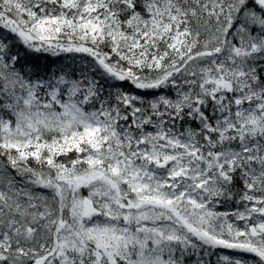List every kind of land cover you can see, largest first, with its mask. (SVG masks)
<instances>
[{
  "label": "snow or ice",
  "instance_id": "1",
  "mask_svg": "<svg viewBox=\"0 0 264 264\" xmlns=\"http://www.w3.org/2000/svg\"><path fill=\"white\" fill-rule=\"evenodd\" d=\"M0 264H264V0H0Z\"/></svg>",
  "mask_w": 264,
  "mask_h": 264
}]
</instances>
